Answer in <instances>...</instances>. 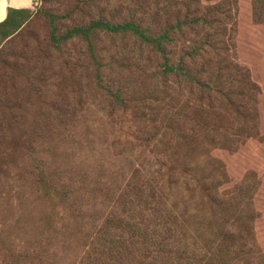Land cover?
I'll list each match as a JSON object with an SVG mask.
<instances>
[{
	"label": "trees",
	"instance_id": "1",
	"mask_svg": "<svg viewBox=\"0 0 264 264\" xmlns=\"http://www.w3.org/2000/svg\"><path fill=\"white\" fill-rule=\"evenodd\" d=\"M250 1L252 22L263 26L264 0ZM131 9L133 19L94 18L62 34L57 17L42 11L49 45L80 39L93 70L98 97L70 116L42 114L49 104L36 76L9 62L8 42L24 36V49L32 11L11 8L0 23V106L16 98L19 121L31 126L29 150L3 178L23 215L43 214L33 240L6 247L0 264H264L255 231L259 181L249 174L224 190L227 168L213 156L261 136L260 87L237 53L238 1L133 0ZM98 33L135 41L130 67L120 65L123 52L109 63L99 57ZM139 66L142 91L154 98L136 110L121 84ZM17 70H25L26 87L13 83ZM112 136L126 152L113 149ZM98 202L103 209L91 214Z\"/></svg>",
	"mask_w": 264,
	"mask_h": 264
},
{
	"label": "rangeland",
	"instance_id": "2",
	"mask_svg": "<svg viewBox=\"0 0 264 264\" xmlns=\"http://www.w3.org/2000/svg\"><path fill=\"white\" fill-rule=\"evenodd\" d=\"M39 1L40 5L31 10L34 19L32 26L29 29L26 28V31L30 32L23 44L24 49L19 45L25 39L24 36H18L17 40L8 42L6 52L10 55L9 62L31 69L32 76H36L35 87L41 99L49 104V107L40 110L42 114L70 116L81 113L84 110L83 103H94L98 97L91 87L93 70L90 67L87 48L80 39L65 43L59 49L52 48L49 45L50 28L42 11L57 17L56 24L62 34L65 30L84 25L94 18L116 22L133 19L136 15L132 9L126 10L133 0ZM201 1L206 5H215L222 0ZM237 1L239 5L237 53L240 62L250 70L252 78L260 87L261 136L245 140L234 152L216 149L213 151V156L222 161L227 168L229 182L223 187L224 190L239 184L249 174L252 176V183L259 181V187L254 196V205L258 212L255 231L258 242L264 250V25L257 26L252 22L250 0ZM94 41L99 57L106 63L117 60L118 55L123 52L126 55L125 62L121 61L120 65L124 68L130 67V55L128 56L127 52L133 45L135 46L133 39L98 33L94 36ZM24 56L28 58L25 61L22 59ZM152 65L149 62L146 67L150 68ZM142 67L135 69L134 78L128 74L123 76V84H121L136 110L151 107L152 104L149 102L151 98H154L153 95L144 94L142 91L145 89L142 81L146 80L144 74L140 75L143 71ZM24 72L25 70H17L13 83L26 87L28 83L23 78ZM84 79L88 83V89L83 87ZM11 98L12 102L0 106V121H4L6 127L5 130L2 129L4 125L1 126L0 132L4 134L3 132L6 131L8 134L7 138L0 135V261L5 255L6 247L19 250L28 240H33L35 228L32 224L43 215L39 210L32 212V209L26 210V214L23 215L15 205L13 197L15 194L10 193V182L9 185L5 184L8 180L3 178V173L8 172L6 171L8 169L13 170L16 163L20 162L21 153L27 152L30 148L28 131L31 130V126L19 121L23 109L16 98ZM137 125L143 129L141 124ZM124 142L115 141L114 137H111L113 149L118 153L126 152L124 148H120ZM116 143L117 147H114ZM14 189L19 192L20 185H16ZM2 191L7 194H1ZM103 207V204L98 202L90 207L89 212L99 213ZM20 219L22 222L18 223ZM40 264H47V259Z\"/></svg>",
	"mask_w": 264,
	"mask_h": 264
},
{
	"label": "crops",
	"instance_id": "3",
	"mask_svg": "<svg viewBox=\"0 0 264 264\" xmlns=\"http://www.w3.org/2000/svg\"><path fill=\"white\" fill-rule=\"evenodd\" d=\"M39 0H0V23L3 22L11 8L32 10L35 2Z\"/></svg>",
	"mask_w": 264,
	"mask_h": 264
},
{
	"label": "built area",
	"instance_id": "4",
	"mask_svg": "<svg viewBox=\"0 0 264 264\" xmlns=\"http://www.w3.org/2000/svg\"><path fill=\"white\" fill-rule=\"evenodd\" d=\"M39 5H40V1H37V2L34 3L33 8L35 9V8H37Z\"/></svg>",
	"mask_w": 264,
	"mask_h": 264
}]
</instances>
